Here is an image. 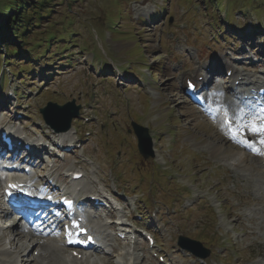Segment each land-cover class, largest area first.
<instances>
[{
    "label": "rangeland",
    "instance_id": "1",
    "mask_svg": "<svg viewBox=\"0 0 264 264\" xmlns=\"http://www.w3.org/2000/svg\"><path fill=\"white\" fill-rule=\"evenodd\" d=\"M117 1L70 0L72 4L70 5L69 0H59L53 10L54 13L47 16L51 17L50 23L65 21L62 23L64 26L71 23L72 26L60 43L55 42L51 46L54 59H50V56L44 57L33 67L35 73L26 78L16 74L17 77H13L14 81L11 84L3 86L4 92L1 93L0 100L6 98V90L18 89L20 106L16 114H25L26 122L16 128L50 133L44 126L40 107H45L49 101L63 104L76 99L78 104H82L83 111L85 110L84 118L79 120L76 126L84 132L92 133L93 136L90 140L84 141L88 143V149L84 154L76 156L78 159L87 160V163L77 169H82L87 175L85 179L89 180H93L97 174L95 169L100 171L98 176L103 175L108 180L111 195L107 193L113 200L116 178L110 172L112 167L120 164L121 173L125 162L134 164L136 169L140 168L138 165L140 163L144 170L151 171L146 185L135 188L132 185L135 182L125 179L127 182H124L122 187L127 191L137 192L133 194V198L139 200L138 214L144 213L148 216L151 213L158 214L157 224L158 230L160 229L158 243L160 248L170 253L168 261L172 259L175 264H205L197 258H191L189 252L184 253L178 246L177 238L179 235H185L193 239L202 237L201 239L208 241V245L213 244L216 237L218 244L210 246L215 254L226 256L230 259L226 260L228 263L248 264L259 257L261 248L259 242L264 233H255L254 229L243 227L242 223L246 227L251 226V223L241 218L243 215L238 214L240 210L236 208L240 201L238 195L233 194L236 185H233L230 176L232 172L226 164L227 160H237L239 150L228 144V140L206 120L205 112L190 106L187 100L183 99L179 90V86L184 82L183 72L180 71L178 78H174L173 73L185 61L187 50H194V46L198 47V57L202 61H209L210 58L216 61L219 56H223L220 54L223 46L243 45L245 39H250L256 41L252 43L248 41L247 47H253L250 48V55L256 54L260 59L264 51L259 44L264 46V40L257 37L256 28L264 29V8L255 12L251 6L249 10H244L243 6V16L239 17L240 11L227 8L232 0H220L221 9H212L206 0H120V5L123 6L121 11L117 7ZM7 2L10 0H0V18ZM240 5L244 3L236 0V6ZM163 8H166V11L161 12L158 20H151ZM24 12L29 11L26 9L22 13ZM11 13H14V10ZM215 16L218 18L217 22H213ZM226 16H230L231 20ZM234 16H237V20H234ZM115 20L118 21L117 29L114 28ZM107 23H111L110 26H107ZM8 24L6 20V26ZM220 25H228L227 33L236 40L229 37L224 39L225 33L220 32ZM168 26L177 27L180 39L176 37L168 39ZM45 28L47 23L43 21L38 31ZM59 29L62 30L63 27ZM15 34L16 41L22 42L19 37L20 31L15 30ZM25 34H29V30H26ZM215 39L218 42H215ZM4 43H0L3 52L7 51L4 50ZM226 50L225 48L222 52L226 53ZM59 56L61 57L56 59ZM68 59L70 61L67 63ZM2 60L3 57L0 63ZM107 64L109 67H105ZM199 64L196 62L192 65L189 72L198 70ZM17 68L19 65L5 66V71L12 77L11 70ZM98 69H103L104 72H99ZM132 69L137 71V76L130 73ZM187 72L186 70L185 73ZM119 77L126 81V87H123L125 82L119 85ZM139 81H143L142 86L145 87L141 85L137 87ZM21 96L24 97L21 99ZM5 108H0V119L2 115L10 114L9 108L3 111ZM16 109L18 108L14 107L12 112ZM10 118H13V113ZM86 118H89V121H85ZM131 121L148 127L154 156L146 161L140 156L135 134L133 131L129 132L132 129ZM102 126L104 129L110 127L106 131L108 135L102 134ZM72 129L70 134L73 139ZM227 149L230 151L233 149L235 155L227 157V153L224 154ZM246 158L247 164L250 169L252 168L256 195L259 192L261 195L263 193L259 184L261 176L253 167L256 166L255 159L248 155ZM155 170L160 173L157 179L162 181L163 187L158 186V191L148 195L147 187ZM167 173L175 180L166 179L164 175ZM129 178H133L132 173H129ZM135 179L141 180L139 172L136 173ZM256 201L261 204V197ZM129 202H132V199H129ZM132 209L131 206L130 210ZM210 209L214 213L212 217L209 214ZM256 211L261 212L262 208L251 209L248 214L252 213V219L247 216L248 214L246 216L253 220L255 219L253 212ZM135 219L136 216L133 220ZM152 219L156 217L153 216ZM101 222L109 223L104 230L105 234H110L111 241H107L109 248H115L116 252L113 253V258L110 256L109 261L105 258L104 261L92 258L94 264H132L135 255L140 258L138 264H161L142 243H139L136 249L135 244L131 242L117 250L118 244L112 238L114 232L110 219H102ZM101 222L97 224L100 225ZM149 224V220L146 219L142 226L148 227ZM14 230L17 229H5L9 233ZM21 231L24 232L22 229ZM13 233L17 234L16 231ZM4 237L7 235L4 234ZM23 239L25 238L18 240L20 243L18 248L22 243L29 242V239ZM4 246H0V255L4 254V251L7 252ZM226 246L233 248L226 252ZM155 250L159 251L158 248ZM15 252L16 250L10 248V257ZM263 254L264 250L261 252L260 260ZM51 258L54 257H48Z\"/></svg>",
    "mask_w": 264,
    "mask_h": 264
},
{
    "label": "trees",
    "instance_id": "2",
    "mask_svg": "<svg viewBox=\"0 0 264 264\" xmlns=\"http://www.w3.org/2000/svg\"><path fill=\"white\" fill-rule=\"evenodd\" d=\"M59 0H10V2L4 6L5 11H7V21L8 25L6 28L3 29V39L2 41L5 42L8 49V57L7 62L8 64L17 63L15 60H29L28 62H32L30 58L36 55L37 57L42 54H45L53 43H60L61 39L65 38L67 35V31L72 26L68 24L64 26L62 24L65 21L57 22V23H50L51 20L47 17L48 15H52L54 13L55 5ZM209 1V5L213 8L220 9L218 2L220 0H207ZM245 5L252 4L254 5V10L259 11L262 9L261 6H264V0H240ZM68 4L70 3V0ZM13 6L14 14L10 12V8ZM117 7L121 11L123 6L120 5V0L117 1ZM236 6V1L235 5ZM29 12H24L25 10ZM45 14V15H44ZM46 21L47 28L43 31H38L39 25ZM25 22V24H23ZM69 22V21H68ZM63 27L62 30L59 27ZM17 28V29H16ZM15 30L20 31L19 37L22 39V42L16 44L15 39L11 37V33L15 32ZM26 30H29V34H25ZM39 36H42L38 39ZM36 37V38H35ZM51 38V39H50ZM50 39V40H49ZM29 47V48H27ZM46 48V50L43 49ZM3 52L0 48V53ZM51 59H53V55H51ZM19 73L23 71V73L28 72L26 68L21 67ZM134 73V72H133Z\"/></svg>",
    "mask_w": 264,
    "mask_h": 264
},
{
    "label": "bare ground",
    "instance_id": "3",
    "mask_svg": "<svg viewBox=\"0 0 264 264\" xmlns=\"http://www.w3.org/2000/svg\"><path fill=\"white\" fill-rule=\"evenodd\" d=\"M242 79L244 80L243 83L248 82V79H247L246 76H244ZM3 86H5V85L2 84V82H0V91L3 88ZM73 129H72V132H73ZM58 135L60 137H66V136H70L71 137L70 131L65 132V133H60ZM43 149L47 150L45 148H43ZM33 153H34V151H31L29 153V156H32ZM257 196H260L262 198L263 193L260 195V192H259ZM251 214L247 215L250 219H252V215ZM0 220H2L1 216H0ZM260 225H261V223H260ZM1 230L2 229L0 228V233H1ZM18 231L19 230H16L17 234L14 233L15 235H14L13 238L12 237L11 238L4 237V234H3V236H0V246H4L5 243L8 242L9 244H11L13 247H15L17 249L19 244H20V243H18V240H20L21 238H25V236L22 234V232H18ZM13 232H15V231H13ZM252 233H253V231H252ZM25 243L26 242H24V244H22L18 248V253L16 255H14L13 257H8V250H10L11 246L10 247H8L9 245H7L6 247L4 246V249L7 250V252L4 251V254L0 255V264H20L21 261H22V264H68L67 261L64 260V258H62L63 257L62 256V252L60 250L56 249V247H55L56 245H53V248L48 246V245H44L43 246V256H45L46 262H43L42 260H39L38 258H30V259L22 258L21 261H20L21 255L23 253H25V252H28L30 250L29 246L32 245V244H35V241L30 239V242L28 243V245H25ZM49 256H53L54 258L48 259ZM262 257L263 258L261 260L259 259V261L256 262L255 264H264V254L262 255ZM103 258L107 259L108 261L110 260V256L109 257H105L104 256Z\"/></svg>",
    "mask_w": 264,
    "mask_h": 264
},
{
    "label": "water",
    "instance_id": "4",
    "mask_svg": "<svg viewBox=\"0 0 264 264\" xmlns=\"http://www.w3.org/2000/svg\"><path fill=\"white\" fill-rule=\"evenodd\" d=\"M44 117L48 124H50L56 131H64L70 126V122L73 117L77 116L78 109L75 108L72 104L66 106H58L56 104L49 105L48 108L42 110ZM136 130L144 133V136L147 135V129L140 128L135 126ZM185 246V244L183 243ZM192 251H196L194 248L189 247ZM199 254V253H197Z\"/></svg>",
    "mask_w": 264,
    "mask_h": 264
}]
</instances>
